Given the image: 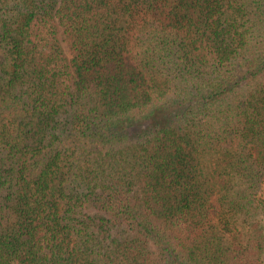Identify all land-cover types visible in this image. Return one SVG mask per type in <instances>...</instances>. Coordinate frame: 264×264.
<instances>
[{
	"label": "trees",
	"instance_id": "1",
	"mask_svg": "<svg viewBox=\"0 0 264 264\" xmlns=\"http://www.w3.org/2000/svg\"><path fill=\"white\" fill-rule=\"evenodd\" d=\"M0 264H264V0H0Z\"/></svg>",
	"mask_w": 264,
	"mask_h": 264
}]
</instances>
